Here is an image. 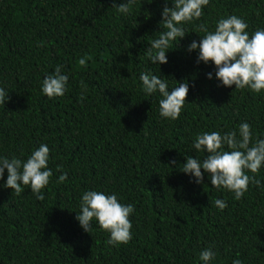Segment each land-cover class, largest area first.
I'll return each instance as SVG.
<instances>
[{"label":"trees","instance_id":"trees-1","mask_svg":"<svg viewBox=\"0 0 264 264\" xmlns=\"http://www.w3.org/2000/svg\"><path fill=\"white\" fill-rule=\"evenodd\" d=\"M113 2L126 0H0V88L9 95L0 104V156L26 161L44 143L53 172L39 200L27 186L20 194L4 187L5 169L0 264H203L207 248L210 264H264V166L247 173L261 185L250 184L240 200L214 188L208 174L197 184L182 172L186 156L207 155L193 147L199 133L246 122L253 142L264 139V90L223 86L214 63L198 64V50L188 51L205 34L201 23L214 31L221 17L236 15L250 36L264 28V0H210L160 65L147 49L163 31L164 0H135L128 14ZM57 65L68 90L49 98L42 81ZM146 72L167 80L169 91L189 82L178 119L160 116V93L146 94L139 79ZM85 191L134 206L128 243L107 244L110 234L95 220L91 233L82 229L76 216ZM217 198L228 204L223 211Z\"/></svg>","mask_w":264,"mask_h":264},{"label":"clouds","instance_id":"clouds-1","mask_svg":"<svg viewBox=\"0 0 264 264\" xmlns=\"http://www.w3.org/2000/svg\"><path fill=\"white\" fill-rule=\"evenodd\" d=\"M210 0H172V7L164 0L162 20L160 27L163 31L158 32V37L151 41L147 49L148 59L153 64H166L167 52L172 42L186 36L183 25L203 16V8ZM135 0L116 4L112 7L120 13L128 14ZM200 31L205 34L199 42L193 40L188 45V51L198 50L197 63H214L216 66L215 76L225 87L235 86V89L248 88L255 93L264 90V28L257 29L251 36L246 31L247 23L243 18L236 15L221 17L214 31L201 23ZM78 63L86 64L85 58L81 57ZM63 66L57 65L54 73L47 75L42 81V93L49 98L63 96L68 85V75L62 71ZM212 78V73H208ZM143 91L151 95L159 92V114L162 118L178 119L189 92V82H177L176 86L169 91L168 81L154 75L151 72L141 73ZM86 87V86H85ZM9 99L8 93L0 88V104H5ZM81 101L84 97L81 95ZM239 137V138H238ZM225 146L230 151H225ZM193 147L198 152H206L205 158L186 156L183 164L185 174L195 178V183L202 184L204 175L208 174L211 185L217 189H224L233 193L235 200H240L247 192L250 184L261 185V181L255 175L264 166V139L252 140L251 126L241 123L238 131L231 130L221 134L220 132H203L196 135ZM50 149L47 144L41 143L38 149L32 151L26 161L13 156L8 158L0 156V179H3L5 169L7 179L4 187L12 189L16 194L29 187L37 199L43 200L42 190L49 184L53 175L48 167ZM176 162L170 161V164ZM61 167L57 166V171ZM67 179V173L59 176L58 182L63 183ZM215 206L223 211L228 207L225 200L217 198ZM134 212V206L119 202L115 193L106 195L100 191H85L80 200V212L76 219L85 232L91 233L93 220L102 230L107 231L109 239L107 244L118 246L126 244L132 239V223L129 219ZM215 253L211 248L200 252L199 259L203 264H210ZM233 264H242L239 259L233 260Z\"/></svg>","mask_w":264,"mask_h":264}]
</instances>
